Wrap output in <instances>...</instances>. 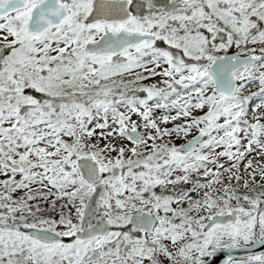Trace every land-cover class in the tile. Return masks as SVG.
<instances>
[{"label":"snow or ice","instance_id":"snow-or-ice-1","mask_svg":"<svg viewBox=\"0 0 264 264\" xmlns=\"http://www.w3.org/2000/svg\"><path fill=\"white\" fill-rule=\"evenodd\" d=\"M0 264H264V0H0Z\"/></svg>","mask_w":264,"mask_h":264}]
</instances>
